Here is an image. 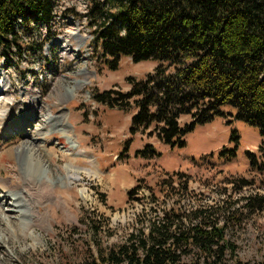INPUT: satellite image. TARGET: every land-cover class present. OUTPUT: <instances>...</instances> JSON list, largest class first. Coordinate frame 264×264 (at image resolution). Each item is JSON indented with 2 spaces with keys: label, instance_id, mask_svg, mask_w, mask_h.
<instances>
[{
  "label": "rangeland",
  "instance_id": "obj_1",
  "mask_svg": "<svg viewBox=\"0 0 264 264\" xmlns=\"http://www.w3.org/2000/svg\"><path fill=\"white\" fill-rule=\"evenodd\" d=\"M91 6L87 0H64L50 27L25 28L22 23L18 44L0 59V130L6 122H16L20 108L33 97L38 122L49 113L65 112L70 131L46 132L39 144L46 145L45 164L54 173L74 177L59 186L51 206L42 207V213L50 210L47 230L37 229L36 240L14 243L4 264H79L89 255L91 226H102L96 240L111 245L124 238L129 222L144 206L163 208L175 200L187 209L198 204L216 206L218 217L228 221V237L236 242L238 255L245 260L264 258V168L258 158L264 136L259 128L238 118L237 110L226 105L225 116L197 124L185 136L187 144L182 148L161 141L155 123L132 135V117L138 111L134 102L140 97L131 98L132 105L124 109L101 103L97 96L105 91L112 98L127 93L131 79L145 80L158 61L136 63L120 55L118 67L111 69L113 58L97 40L101 21L97 18L91 26L84 17ZM111 14L116 18L118 9ZM77 82L81 84L74 95H68ZM191 120V115H182L180 124ZM38 122H28L26 132L37 126L49 129ZM11 128L0 132V174L15 187L11 169L19 163L9 149L34 146V142H27L26 132L15 123ZM68 136L76 138V148L68 149ZM138 149H154L156 154L144 157L137 155ZM222 151H227L224 156ZM231 151L234 157L229 156ZM249 152L257 156L258 166L250 163ZM67 164L74 166L73 173L67 171ZM140 179L146 187L138 199L128 202L129 190ZM149 186L160 197L158 202L151 203ZM162 188L171 194L165 205ZM245 196H251L248 202Z\"/></svg>",
  "mask_w": 264,
  "mask_h": 264
},
{
  "label": "trees",
  "instance_id": "obj_2",
  "mask_svg": "<svg viewBox=\"0 0 264 264\" xmlns=\"http://www.w3.org/2000/svg\"><path fill=\"white\" fill-rule=\"evenodd\" d=\"M55 6L54 0H0V59L18 44L22 23L25 28L50 27ZM115 8L116 18L111 14ZM88 17L91 26L97 18L101 21L97 40L113 58L111 69L118 67L120 55L136 63L158 61L145 80L131 79L127 93L97 96L101 103L124 109L132 105L131 98L140 97L134 102L138 111L132 117V135L155 123L161 141L182 148L197 124L225 116L222 107L230 105L238 118L264 136V0H92ZM185 114L192 120L181 126ZM258 150L264 168V141ZM136 153L147 157L156 151ZM248 156L258 166L257 156ZM144 183L140 179L129 190L128 202L138 199ZM149 189L151 203L158 202L160 197ZM160 191L165 205L171 194L166 188ZM245 197L247 202L251 198ZM227 223L214 205L187 209L175 200L163 208L144 206L129 222L124 238L111 245L96 240L102 226H91L89 255L79 264H264V258L238 255Z\"/></svg>",
  "mask_w": 264,
  "mask_h": 264
},
{
  "label": "bare ground",
  "instance_id": "obj_3",
  "mask_svg": "<svg viewBox=\"0 0 264 264\" xmlns=\"http://www.w3.org/2000/svg\"><path fill=\"white\" fill-rule=\"evenodd\" d=\"M82 82L84 83V81ZM81 83L77 82L75 87L68 89L67 94L74 95ZM35 99L33 97L31 102H26L27 107L20 106L21 113L18 114V120L6 122V125H2L0 132H10L14 123L26 132L28 122L30 123L34 119L38 122L39 117L34 115L36 111ZM42 120L38 123L48 125L49 129L44 126H37L33 132L24 134V139L27 138V142L30 143L33 141L34 146L22 144L17 150L9 149V153L15 156L19 163V167L13 164L11 169L13 172L12 180L15 181L16 186L11 187L12 185L4 179L5 177L1 178L0 174V191L3 194L0 196V253H2L0 264H4L11 256L14 243L25 244L29 240H36L39 237L36 234L37 229L47 230L50 210L47 209V212L42 213V207L51 206L50 201H55L57 198L56 192L59 186L67 183L66 179L74 178L71 174L74 172V166L71 164H67V171L71 175L59 177L54 173L51 165L45 164V160L48 161V157L45 155L46 145L39 144L42 140L40 136H46V132L53 133L59 129L63 130L64 133L70 131L71 126L67 121L68 114L52 112ZM68 141V149H74L78 146V141L73 136H68ZM47 155L49 156L48 153ZM8 201L11 202L9 205ZM34 245L35 243L32 242L31 246Z\"/></svg>",
  "mask_w": 264,
  "mask_h": 264
},
{
  "label": "built area",
  "instance_id": "obj_4",
  "mask_svg": "<svg viewBox=\"0 0 264 264\" xmlns=\"http://www.w3.org/2000/svg\"><path fill=\"white\" fill-rule=\"evenodd\" d=\"M62 1H64V0H56V2L59 4V2H62ZM90 2L91 3V0H87V2ZM68 4H69V1H68ZM85 18H87V16L85 17Z\"/></svg>",
  "mask_w": 264,
  "mask_h": 264
}]
</instances>
